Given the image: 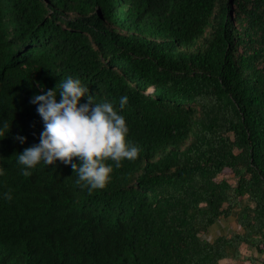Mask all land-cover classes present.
Listing matches in <instances>:
<instances>
[{"label":"trees","instance_id":"1","mask_svg":"<svg viewBox=\"0 0 264 264\" xmlns=\"http://www.w3.org/2000/svg\"><path fill=\"white\" fill-rule=\"evenodd\" d=\"M69 75L141 149L92 192L17 159L44 127L32 96ZM0 88V264H264V0H0Z\"/></svg>","mask_w":264,"mask_h":264},{"label":"clouds","instance_id":"2","mask_svg":"<svg viewBox=\"0 0 264 264\" xmlns=\"http://www.w3.org/2000/svg\"><path fill=\"white\" fill-rule=\"evenodd\" d=\"M85 96L87 99L82 101ZM128 100L126 94L120 96L119 109ZM31 102L37 104L44 127L39 141L19 152L18 163L26 176L38 163L53 164L59 159L77 173L75 183L92 192L106 187L111 180L114 166L109 160L119 166L125 158H137L141 151L138 144L128 139L125 115L112 101H98L79 77L60 79L55 87L34 94ZM10 128L7 121H0V137L7 135ZM16 139L24 143L27 136L17 133ZM73 157H78V162ZM4 171L0 165V175ZM5 195L11 198V192Z\"/></svg>","mask_w":264,"mask_h":264},{"label":"rangeland","instance_id":"3","mask_svg":"<svg viewBox=\"0 0 264 264\" xmlns=\"http://www.w3.org/2000/svg\"><path fill=\"white\" fill-rule=\"evenodd\" d=\"M230 175H228L229 177ZM230 178V177H229ZM241 226L237 221V211L235 213L228 217V218H222L217 223H215L213 226L210 227L209 231L206 233V236L209 240L213 241L217 236L222 234H231L235 231H240ZM249 248V247H248ZM258 256H255L258 261L252 263V264H262L261 259L263 258V255L259 254L256 251ZM229 261V258L223 259L221 262L222 264H231ZM233 264H246L242 263V261H234Z\"/></svg>","mask_w":264,"mask_h":264},{"label":"crops","instance_id":"4","mask_svg":"<svg viewBox=\"0 0 264 264\" xmlns=\"http://www.w3.org/2000/svg\"><path fill=\"white\" fill-rule=\"evenodd\" d=\"M244 252H245V254L247 253V255L248 256H258L257 255V253H256V250L254 249V248H247V247H244ZM262 260V259H261ZM242 261V263L244 262V263H246V264H252L253 262H251L250 260H248V261H243V260H241ZM256 261H258V260H256ZM228 262H233V260H231V259H229V261Z\"/></svg>","mask_w":264,"mask_h":264},{"label":"bare ground","instance_id":"5","mask_svg":"<svg viewBox=\"0 0 264 264\" xmlns=\"http://www.w3.org/2000/svg\"><path fill=\"white\" fill-rule=\"evenodd\" d=\"M1 89V88H0ZM1 91V90H0ZM4 91H5V89H4ZM1 95V94H0ZM2 97V96H1Z\"/></svg>","mask_w":264,"mask_h":264}]
</instances>
